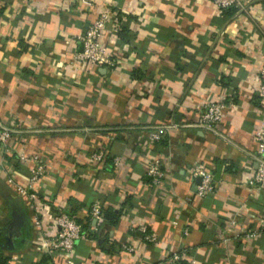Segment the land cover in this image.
<instances>
[{"label": "crops", "instance_id": "1", "mask_svg": "<svg viewBox=\"0 0 264 264\" xmlns=\"http://www.w3.org/2000/svg\"><path fill=\"white\" fill-rule=\"evenodd\" d=\"M64 1L0 0V129L12 131L10 150L0 152V231L12 223L22 230L13 248L0 246V260L45 257L42 229L16 188L34 166L23 153L41 154L47 165L44 231L60 211L83 227L73 264H168L176 251L195 264H264V231L246 236L264 222V188L247 181L259 166L255 132L264 121V0L233 15L212 0ZM105 5L123 12L120 29L112 20L105 35L121 62L78 68L76 37ZM223 97L237 105L220 123L198 124L203 104ZM159 127L165 137L151 142ZM100 148L101 164L91 158ZM156 159L166 173L161 185L147 177ZM196 163L218 185L204 197L196 195ZM109 208L121 211L116 222L103 214Z\"/></svg>", "mask_w": 264, "mask_h": 264}, {"label": "built area", "instance_id": "2", "mask_svg": "<svg viewBox=\"0 0 264 264\" xmlns=\"http://www.w3.org/2000/svg\"><path fill=\"white\" fill-rule=\"evenodd\" d=\"M83 3L91 6L96 0H81ZM255 0H212V2L222 11L223 8L231 6L239 7L243 10L249 7ZM61 6H65V1L61 0ZM122 11L113 8L112 5H105L99 14L89 23L84 32L77 35V43L74 53V63L78 68L87 67H105L112 69L118 66L121 62L119 54L112 49L106 41V32L109 23L114 20L117 24L115 30L120 29L119 17ZM261 85L259 87L258 95L264 99V64L259 71ZM237 103L225 97L218 101H208L203 104L198 124L203 126H210L220 123L226 113V110L235 107ZM167 130L164 127H159L157 130L151 131L148 138L151 142L161 141ZM12 136V131L9 128L0 129V152H8V140ZM255 139L258 143L259 166L248 176V183L252 186H259L264 188V121L255 132ZM107 150L100 148L94 151L91 155L92 161L95 163H103L106 161ZM19 158L23 161H33L34 166L31 169L29 181L23 185H16L14 179L11 177L8 181L15 184L19 193L25 196L30 203V209L34 212V225L42 229L41 249L45 255H49L52 260H58V264H73L74 253L76 245L83 236V227L77 218L65 211H60L55 221V228L50 231H44L45 223L42 216L43 201L39 194V184L42 178L47 173V165L42 159L41 154H35L31 157L23 153L19 154ZM116 164L121 162L120 158H116ZM193 174L195 177H201V182L198 185L196 195L204 197L209 193H213L217 189V182L211 169L201 163L194 165ZM147 177L152 185H161L165 181L166 173L163 169V163L160 159L150 162ZM102 205L95 203L91 209L92 215L97 219L102 218ZM264 218V215H263ZM234 222V221H233ZM235 223V222H234ZM145 233V239L149 241H157L158 236L155 232H149L146 227L142 228ZM247 231V230H244ZM264 231V222L262 228H255L248 230L246 236H258ZM188 230H186V233ZM125 250L134 251V247L129 244L123 245ZM193 257L185 256L181 252H173L169 258L168 264H195Z\"/></svg>", "mask_w": 264, "mask_h": 264}, {"label": "trees", "instance_id": "3", "mask_svg": "<svg viewBox=\"0 0 264 264\" xmlns=\"http://www.w3.org/2000/svg\"><path fill=\"white\" fill-rule=\"evenodd\" d=\"M222 11H223V14L233 15V14H235V12L239 11V7H237V6H231V7H228V8H223ZM234 102L236 103V101H234ZM103 214L109 220H112V221L116 222L120 218L121 211L118 212V211H115L112 208H109L107 210L106 209L103 210ZM7 261H8V257H6V258L4 257V258H2L0 260V264H7ZM40 264H53L52 258L49 255H45L44 259L40 262Z\"/></svg>", "mask_w": 264, "mask_h": 264}, {"label": "water", "instance_id": "4", "mask_svg": "<svg viewBox=\"0 0 264 264\" xmlns=\"http://www.w3.org/2000/svg\"><path fill=\"white\" fill-rule=\"evenodd\" d=\"M198 181L201 182V177H198ZM15 224V223H14ZM13 223L5 227L4 230L0 231V235H3L6 238L5 242H0V246L3 248H13L15 241L22 234V230L16 229L15 233L13 232Z\"/></svg>", "mask_w": 264, "mask_h": 264}]
</instances>
